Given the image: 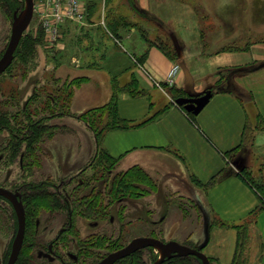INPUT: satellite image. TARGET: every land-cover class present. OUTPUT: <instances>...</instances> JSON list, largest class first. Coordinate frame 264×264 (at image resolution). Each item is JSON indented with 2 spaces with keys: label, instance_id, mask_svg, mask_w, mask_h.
Here are the masks:
<instances>
[{
  "label": "crops",
  "instance_id": "crops-1",
  "mask_svg": "<svg viewBox=\"0 0 264 264\" xmlns=\"http://www.w3.org/2000/svg\"><path fill=\"white\" fill-rule=\"evenodd\" d=\"M135 2L139 9L151 12L154 0ZM92 20L63 23L59 40L52 46L56 58L45 65V71L53 69L50 73L61 80L58 85L74 77H86L72 92L70 115L49 120L55 122L47 140L52 176L74 174L103 152L116 160L114 169L118 173L139 169L152 184L145 196L125 201L128 219L157 223L170 213L168 198H191L198 204L193 203L194 210L188 207L190 213L196 214V206L231 224L227 228L232 241L217 258L224 264L232 261L237 236L232 225L248 219L249 237L259 248L258 264H264V208L255 211L257 194L238 175L241 170L248 171L256 182L264 184V42H253L243 50H220L222 45H218L204 55L195 32L179 26L166 36L158 34L169 38L176 52V58L171 59L157 46H147L134 28L116 41L101 30L102 22ZM75 27L90 32H74L77 39L73 40L69 35ZM220 35L218 44L234 34ZM79 39H85L86 46L82 47ZM146 49L143 62L138 63L135 57ZM174 65L179 71L168 83L166 76ZM132 79L144 94L132 97L125 91L118 92V115L135 123L152 114L155 117L135 127L106 129L97 138L79 116L107 105L113 98V85ZM175 91L180 97L205 92L211 95L197 113L189 112L193 115L190 117L174 102ZM30 94L31 90L26 92ZM254 152L262 159L255 172L249 162ZM173 212L177 214V208ZM191 229L194 227L186 237L174 234L172 239L195 243L196 234Z\"/></svg>",
  "mask_w": 264,
  "mask_h": 264
},
{
  "label": "rangeland",
  "instance_id": "rangeland-1",
  "mask_svg": "<svg viewBox=\"0 0 264 264\" xmlns=\"http://www.w3.org/2000/svg\"><path fill=\"white\" fill-rule=\"evenodd\" d=\"M19 1L20 4L18 8L13 12L7 10L0 4V56L9 40L14 14L16 13L18 15L25 6L24 0ZM97 1L99 2V10L92 18L94 20L98 19V21L104 24L107 6H105V1ZM115 4L121 7V11L127 12V7L124 5L126 4L125 0H119ZM151 12L155 17H161L165 25L158 26L156 22L150 19L145 21V26L148 28L147 31L149 32L148 35L152 38L158 34L166 36L168 32L174 31L179 26H184L190 28L191 32H195L194 38L200 43L201 48L203 43L211 44V48H216L218 45L225 46L228 44H237L241 46L244 44L250 45L253 42H264V0H154ZM134 16L133 18H138L137 15ZM38 28H41V25L39 19L33 13L23 34L28 32L35 34ZM74 32H79L78 34H80V32H90V30H87V28L75 27L73 33L69 36H71L73 40H76L77 37L75 35L77 33ZM221 32H233L234 35L218 44ZM114 40L119 41V39L116 38H114ZM116 41L115 43L117 45ZM86 42L85 39H79V43L82 47L86 46ZM99 48L100 46L98 49ZM55 51V48L50 47L48 43L46 46L39 45L37 47L35 66L26 69L17 63L14 64L7 73L3 72L1 73L2 75L0 74L1 109L14 112V114H18L16 118L21 119L19 112L23 109L24 105L35 91H41V89H43L44 92H48L53 90L51 89L52 86H48L47 83H44L49 76L48 73H52L53 69H49L48 71L44 69L47 63L53 61ZM88 54L89 53H86L87 56ZM60 81L56 83L59 84ZM55 85L56 84H54V86ZM29 90H31V94L28 96L26 92L28 93ZM33 107V105H30V109ZM67 116L69 115L60 117L67 118ZM53 119L56 118L54 117ZM17 122L15 121V124ZM54 123L52 121L50 122L52 125ZM0 140V186L15 189L20 186H27L26 184L28 182H40V179L46 178L45 180L60 185L61 189L64 188V194L68 198L72 199V196L75 194L76 197L73 198L75 201L74 204L77 203L76 200L84 202L86 200L93 201V198H98L97 200H103L104 205L105 202H110L111 206H117L118 204L120 206L125 205V208H121V212H114V209L111 210L109 205L106 207L107 209H105L106 213H100L96 215L95 218H86L80 215L79 212H76L77 214H74L73 220L75 233L68 231L64 232L62 234L64 238L59 239L54 246L55 253L62 254L64 259L72 261L70 254L78 251L80 253V249L75 243L76 240L87 242V245L90 246L91 251L87 253V256L88 262L91 263L102 255H105L108 251L125 244L133 236L152 235L164 240H169L172 239L174 234L186 237V233L189 231L190 227H194V229L191 230L196 234V242L193 243L187 239L186 241H188L191 246L199 248L208 257L209 264H224L217 256L224 250L226 244H230L228 241H232V236L228 233L227 228L230 227L229 225L231 224L223 223L220 219L216 218L215 215L209 212L204 213L203 209H198L196 206V214L194 212L190 213V208L194 206L193 203L196 205L198 204L191 198H168L170 201V213L166 220H160L153 224L141 220L131 221L126 217V209L129 206L125 204V201L138 199L141 195L145 196L152 188L151 183L137 181L133 178H123L119 183L117 181L118 178L113 176V174H118V172L115 171L116 169H114L115 163L113 162V164L106 160V158L100 157V155L90 161L87 165H90L89 168H83L84 170L81 169L71 177L68 175L64 177L65 179L55 181L52 176L53 174L50 173L52 164L47 162L48 138L44 139L39 145L36 153L37 163H34L32 167H29V165H22V163L26 162H23L22 155L18 156L13 162L8 161V152L5 149L8 143L6 132L1 135ZM259 140H261V138H259ZM260 152L262 153V151L258 150V153ZM255 154L254 152L249 158L251 168L254 172L257 165L262 163V159ZM50 176H52L53 179H51ZM87 183H89L90 186H85ZM109 188L115 193L111 200H109V197L103 195ZM23 189L25 188H20V190ZM46 189L50 192L54 190L53 186L47 187ZM97 192L100 194L94 196ZM36 202L37 204L41 203L38 199H36ZM97 203L99 205L100 202ZM76 207L80 209L79 206ZM175 208H177V214L173 212ZM192 210H194V207ZM35 212L34 215L38 223H32L29 214L27 238H29L30 241H33L32 237L36 238L40 241L41 245H39V249L25 250V257L29 261V264H59L58 260L54 259L52 261L44 257V252H47L46 244L55 238L59 228L64 225V212L55 209L54 212L51 213L50 209L45 208L42 204L38 205ZM193 215L194 219L189 220L188 217H192ZM195 215L198 219L197 217L195 218ZM236 225L241 233V246L239 250H236L235 246V250L238 252L242 264H258L259 248L257 244L255 246L252 243L249 237L248 219ZM14 227L15 222L11 217L9 202L6 200L3 201L0 198V264H3V253ZM71 238L75 239L71 240ZM255 241H257V239H255ZM91 243L92 245H90ZM143 260L147 264H150L152 261L151 255L148 253L145 254ZM19 264L23 263L19 262Z\"/></svg>",
  "mask_w": 264,
  "mask_h": 264
},
{
  "label": "trees",
  "instance_id": "trees-1",
  "mask_svg": "<svg viewBox=\"0 0 264 264\" xmlns=\"http://www.w3.org/2000/svg\"><path fill=\"white\" fill-rule=\"evenodd\" d=\"M118 1L119 0H105V6H107V9L105 13L104 28L103 26H101V30L113 38L120 39L121 37H123L125 32H129L131 28H134V32H136V35L140 37L147 44V46L155 45L166 56H168L171 59H175L176 52L172 47V44L169 43L168 41L169 38H164L161 35H157L154 38H152L148 35L149 32L147 31L148 28L145 26L146 25L145 21L150 19L156 22L158 26H165L162 20L155 17L150 11L139 9L135 0H125L126 4L124 5L127 7V12L125 13L121 11L120 6H117L115 4V2ZM85 3H86L85 19L87 21H90L93 19L92 18L93 15L97 13L99 10V2L97 0H85ZM0 4L4 6L7 10L13 12L15 9L18 8L20 1L0 0ZM134 15H137L138 18H133L135 17ZM46 44L47 41L45 40V36L42 28H38L35 34L32 32L24 33L20 38V41L14 51L13 60L11 64L6 68L4 73L10 71L11 67L17 63H19L20 66L26 69H30L33 66H35L37 47L39 45L46 46ZM210 47L211 46L208 43H203L202 54L204 55L211 54L212 51L210 50ZM247 47L248 44H244L241 46L237 44H228L225 46L222 45L220 50H243L246 49ZM146 53H147V49L144 50L140 55L136 56L135 60L138 63L143 62ZM53 57L54 59L56 58L55 54L53 55ZM85 79L86 77H74L70 80H64L61 82V85H58L56 83L59 81L58 78H56L53 74H50L48 78H46V83L48 86L49 85L52 86L51 89L53 90L48 92L47 91L44 92L43 89H41V91L38 90L35 91L32 94V96L28 99L23 109L19 112L21 115V119L19 118L20 120L16 118L18 114H14V112L0 108V139H1V135L4 132H6L8 136V143L5 146V149L8 152V161L13 162L18 158V156L22 155L23 162L26 161L25 163H22V165H27V166L29 165V167L30 166L32 167L34 163H37L36 153L38 151L39 145L44 141V139L51 137V135L54 132L55 126L50 124L49 120L53 117L70 115L69 103H70V98L72 96V92L76 87H78L82 82H84ZM132 82H134L133 79L132 81L120 86H118L117 83L114 84L113 98H111V101L107 105L98 108H93L90 111L84 112L79 116L94 131L97 138H99L101 133L106 129L135 127L155 117L156 114L155 115L152 114L149 117H147L144 121L135 123L123 119L118 115L117 102H116V94L118 92L125 91L129 96L132 97L140 94H144V92L142 90H139L138 87L134 85ZM54 84L56 85L54 86ZM180 96L181 95L176 91L172 92V98L174 100ZM30 105H33L34 107L30 109ZM164 109L165 108L161 110ZM160 111H157L156 113H159ZM188 115L190 117H193V115L190 114L189 112ZM15 121L18 122L15 124ZM236 149L237 148L231 151L232 152L236 151ZM232 152H229L228 155L231 154ZM101 156L103 158H106V160L112 163L116 162L115 159L111 158L110 156H108L103 152L100 154V157ZM137 171L134 168H132L126 172L118 173L116 175V178H118L117 181L120 183L123 180V178L124 179L133 178L134 180L137 181L149 182L148 179H146L144 173H142L139 169H137ZM238 175H240V177L248 185H250L257 194L258 205L255 211H259L263 209L264 184L256 182L253 179V177L250 176V173L248 171L241 170L240 172H238ZM214 180L215 178L209 181L206 185L207 186L211 185L214 182ZM44 183L42 182L28 183L26 184L27 186H25V189H23L22 200L26 212L27 231L29 225V214H30L31 222L34 221L33 215L35 210H37L38 205L42 204L45 208H49L51 210H55V209L65 210L68 207L67 202L65 200H62L59 194L47 191V189L44 186ZM109 192L110 194L107 197H109V200H111L113 198V194L115 193L112 189H110ZM96 196H98V194H96ZM0 198L2 197L0 196ZM36 199H38V201H41V203L37 204ZM97 199L98 198L95 199L93 198L92 199L93 201L86 200L84 202H77L75 205H73L71 222H73L74 220V214L78 213L77 211H75V207L78 206V204L80 205L82 210L79 211V214L86 218H93L94 216L99 215L100 213H106L105 209H107L106 207L109 206L110 202H105L104 205L103 200L101 199L97 200ZM97 202H100L99 205ZM232 226L237 229L236 250L237 249L239 250V247L241 246V238H240L241 233L239 232L237 225H232ZM68 232L75 233V229L73 228V223L70 226V230ZM186 244L190 245L189 243ZM147 253L151 255L152 260L156 258V254L153 252V250L145 249V250L137 251L131 256L125 257L117 261L115 264H147L143 260L144 255ZM235 253L232 261L228 264H242V260L239 258L238 252L236 251ZM26 259L27 258L24 256V253H20L17 262L18 264L19 262L25 263ZM161 264H201V261L196 256L193 255L171 256L169 258H166Z\"/></svg>",
  "mask_w": 264,
  "mask_h": 264
},
{
  "label": "water",
  "instance_id": "water-1",
  "mask_svg": "<svg viewBox=\"0 0 264 264\" xmlns=\"http://www.w3.org/2000/svg\"><path fill=\"white\" fill-rule=\"evenodd\" d=\"M24 3L25 6L19 14H14V21L11 26L9 40L0 57V74L3 73L11 64L14 57V51L23 35L24 30L32 18L33 0H24ZM210 95V92H205L204 94H193L189 97H178L174 100V102L179 106H183L186 111L195 114L209 99ZM0 195L10 200L17 216V232L7 261V264H14L24 235V207L22 201L18 198L19 193L17 191L13 192L7 188L0 187ZM145 247H154L159 252L158 258L152 264H161L166 258L171 256L187 255L196 256L201 261V264H209L208 257L199 248L181 244L175 240L163 241L150 236H137L132 238L120 249L108 253L100 262H98V264H113L117 259L128 256L136 250Z\"/></svg>",
  "mask_w": 264,
  "mask_h": 264
},
{
  "label": "flooded vegetation",
  "instance_id": "flooded-vegetation-1",
  "mask_svg": "<svg viewBox=\"0 0 264 264\" xmlns=\"http://www.w3.org/2000/svg\"><path fill=\"white\" fill-rule=\"evenodd\" d=\"M8 43V42H7ZM7 45V44H6ZM5 48H6V46H5ZM5 48H4V50H5ZM3 53V52H2ZM2 55V54H1ZM1 57V56H0ZM90 163V162H89ZM88 163V164H89ZM87 164V165H88ZM85 166L84 167V169H87V168H89L90 167V165L89 166ZM83 169V168H82ZM83 169V170H84ZM79 172V171H78ZM78 172H76V173H78ZM76 173H74V174H76ZM74 174H70L69 175V177H71L72 175H74ZM116 175L117 174H113V176L116 178ZM65 177V176H64ZM64 177H59V178H54V180L55 181H59V180H62V179H65ZM50 178L51 179H53L52 178V176H50ZM114 178V179H115ZM46 178H42V179H40V182H42V183H44V182H46V183H44V186L47 188V187H52L53 186V188H54V190H53V193H56V194H59L60 196H61V199L62 200H65L66 202H67V205H68V207H67V209H65V210H60V211H62V212H64V219H65V222H64V225L63 226H61L60 228H59V231H58V234L55 236V238L53 239V240H51L50 242H48L47 244H46V248H47V252H44V257H47L49 260H58L59 261V264H98V262H100L108 253H110V252H113V251H116V250H118V249H120L121 247H123L124 245H126L132 238H134V237H137V236H150V237H155V238H158L157 236H152V235H136V236H133V237H131L125 244H123V245H121V246H118L116 249H113V250H110V251H108L105 255H100L101 257L100 258H98L96 261H94V262H88V256H87V253H90V251H91V249H90V246L89 245H87V242H80L79 240H76L75 241V243L77 244V246H78V248L80 249V253H79V251L78 252H76V253H73V254H70V256H71V258H72V261H68V260H66V259H64V257H63V255L62 254H56L55 253V248H54V246H55V244H56V242L57 241H59V239H61V238H64V236H62V234L64 233V232H66V231H69L70 230V226L72 225V223L73 222H71L72 221V206L73 205H75L74 204V199L73 198H75L76 197V195L74 194V196H72V199H70V198H68L65 194H64V192H65V189L64 188H62L61 189V186L60 185H57V184H54V183H52V182H50L49 180H45ZM40 182H28V183H40ZM112 182H113V180H112ZM111 182V183H112ZM27 183V184H28ZM85 186H90L89 185V183H87V184H85ZM0 187H4V186H0ZM25 188V185L24 186H20V187H18V188H15V189H10V188H8V187H4V188H7L8 190H10V191H17L18 193H19V196H18V198L22 201V204H23V200H22V193H23V190H20V188ZM112 188V187H111ZM111 188H109L108 190H107V192L105 193V194H103L104 196H108L109 194H110V192H109V190L111 189ZM96 194H100V193H96ZM1 196V195H0ZM94 196H96V195H94ZM2 198V200L4 201V200H6L7 202H9V206H10V208H11V217L13 218V220H14V222H15V227L13 228V231H12V233H11V235H10V238H9V241H8V243H7V245H6V247H5V250H4V260H3V264H7V261H8V258H9V255H10V253H11V249H12V244H13V240H14V238H15V235H16V232H17V226H18V222H17V216H16V213H15V210H14V207H13V205H12V203L10 202V200L9 199H7L6 197H4V196H1ZM93 197V196H92ZM76 200V199H75ZM77 202H79V200H76ZM110 205V207H111V210H113L114 209V212H121V208H125V205H112L111 206V203L109 204ZM78 206L80 207V205L78 204ZM23 207H24V204H23ZM75 207V206H74ZM116 207V208H115ZM118 208V209H117ZM75 211H77V212H79V211H82L81 210V207H80V209H77V207H75ZM50 212L51 213H53L54 212V210H51L50 209ZM34 213H36V212H34ZM126 214V213H125ZM24 215H25V226H24V235H23V240H22V244H21V247H20V250H19V252H18V254H17V257H16V260H15V262H14V264H18V262H17V259H18V257H19V255H20V253H25L24 251L25 250H28V249H39L38 247H39V245H41V243H40V241L38 240V239H36V238H33L32 237V239H33V241H30L29 240V238H27V230H26V212H25V207H24ZM34 216V221H32V223H34V224H37L38 223V220L36 219V217H35V215H33ZM127 217V216H126ZM93 218H95V216L93 217ZM131 221H136V220H133V219H130ZM147 223H150V224H153L152 222H147ZM36 237V236H35ZM72 239H75V238H71V240ZM158 239H160V240H163V241H168V240H164V239H161V238H158ZM169 240H175V241H177V242H179V243H181V244H185V245H187L186 243H189L188 241H185V242H180V241H178V240H176V239H169ZM90 245H92V243L90 244ZM188 246H190V245H188ZM191 247H193V246H191ZM145 249H151V250H153V252L156 254V258L154 259V260H152L151 261V263L150 264H152L157 258H158V255H159V252H158V250L156 249V248H154V247H145V248H142V249H139V250H136L135 252H137V251H141V250H145ZM156 250H157V252H156ZM135 252H133L132 254H130V255H128V256H131V255H133ZM147 252V251H146ZM39 255V254H38ZM24 256H25V254H24ZM87 256V257H86ZM128 256H125V257H128ZM125 257H122V258H120V259H117L113 264H115L117 261H119V260H121V259H123V258H125ZM26 262L25 263H23V264H29V261L26 259L25 260Z\"/></svg>",
  "mask_w": 264,
  "mask_h": 264
},
{
  "label": "built area",
  "instance_id": "built-area-1",
  "mask_svg": "<svg viewBox=\"0 0 264 264\" xmlns=\"http://www.w3.org/2000/svg\"><path fill=\"white\" fill-rule=\"evenodd\" d=\"M33 13L39 19L45 40L52 47L59 40L63 23L85 22L86 3L85 0H33ZM178 71L179 67L174 65L168 72L166 81L172 83Z\"/></svg>",
  "mask_w": 264,
  "mask_h": 264
}]
</instances>
